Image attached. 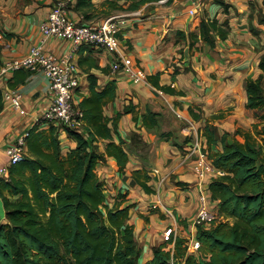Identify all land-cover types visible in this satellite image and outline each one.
<instances>
[{"label": "crops", "instance_id": "0c3cea01", "mask_svg": "<svg viewBox=\"0 0 264 264\" xmlns=\"http://www.w3.org/2000/svg\"><path fill=\"white\" fill-rule=\"evenodd\" d=\"M61 1L65 0H0L1 66L24 58L31 47L42 44L39 26ZM110 1L113 0L86 3L75 0L68 2L66 9L69 17L80 25H98L109 16H121L120 51L145 71L146 78L136 83L122 72L113 73L111 64L116 54L82 46L76 55L81 86L76 102L79 106L89 95L91 74L97 77L99 87L112 82L117 87V97L104 108V115L115 118L121 113L118 132L129 161L122 173L116 161L106 156L105 161L97 164L96 173L106 185L110 205L119 193L127 194L128 203L135 205L128 222L134 226L136 240L143 249V261L152 257L154 247L168 240L169 228L173 229L174 238L195 240L194 223L200 207L196 172L199 157L189 155V151L196 138L207 147L202 136L206 123L214 125L220 135L228 133V141L232 142L238 126H250L255 120L254 111L247 109L246 81L257 79L262 73L259 63L264 56V26L259 25L256 12L263 10L264 0H172L149 3L136 11L126 10L128 3L124 0L117 2L123 9L110 7ZM199 5L198 13L190 14ZM204 18L220 23L228 21L231 29L228 38L221 40L214 35V46L202 41L200 23ZM251 27L259 31L258 36L252 34ZM177 31L185 38L177 35ZM190 34L198 36L192 46ZM44 49L63 56L74 47L69 41L49 39ZM156 75L160 85L170 86L181 94H168L155 87L148 78ZM12 78L13 74L7 81L0 78L2 92L11 89L8 81ZM21 78L22 73L15 76L17 81ZM15 87L13 90L22 95V107L27 114L21 116L4 102L0 113V169L8 164V146L20 132L42 118L54 98L49 81L41 72H28L25 81ZM126 108L132 112L126 113ZM147 111L159 115L156 128L144 126ZM51 126L59 130L63 155L76 148V141L64 129L44 122L39 129ZM114 141L119 143V138ZM96 145L104 153L105 142ZM208 162L211 169L206 173L204 196L218 216V202L211 199L208 186L222 172L212 165L209 157ZM136 170L151 177L148 185L154 193L147 194L133 180L132 172ZM0 215L4 216L1 200Z\"/></svg>", "mask_w": 264, "mask_h": 264}, {"label": "trees", "instance_id": "16d2710c", "mask_svg": "<svg viewBox=\"0 0 264 264\" xmlns=\"http://www.w3.org/2000/svg\"><path fill=\"white\" fill-rule=\"evenodd\" d=\"M118 1L123 0L110 1V7L123 9ZM124 1L126 10L136 11L161 0ZM259 14V25L264 26V1ZM230 31L228 21L204 18L200 23V38L211 46L214 35L226 40ZM251 32L259 34L254 27ZM176 34L185 38L181 31ZM189 39L192 46L198 36L190 34ZM259 69V78L246 81L247 109L253 110L258 120L254 132L237 129L229 142L230 135H220L209 122L203 128L205 151L222 175L209 183L211 199L218 202V216L196 226L195 240L200 243L196 252L188 250V240L171 236L153 248L152 257L141 261L143 249L128 222L135 205L122 193L110 205L106 185L96 173L97 164L106 156L116 161L122 173L129 161L118 132L121 113L115 118L104 115V108L117 97V87L112 82L101 88L91 74L89 95L79 104L83 131L64 128L76 141V148L63 155L58 128L40 130V120L30 129L24 158L9 167L6 177H0L4 208V217L0 215V264H264V56ZM18 73H22L20 81L15 80ZM27 76L26 70L15 71L9 87L16 88ZM148 79L162 92L181 94L160 85L158 75ZM3 109L0 90V113ZM125 112L132 110L126 108ZM158 118L157 113L147 111L143 124L156 128ZM98 142H105L104 153L95 146ZM132 178L147 194L154 193L146 172L133 171ZM207 204L214 213L208 200Z\"/></svg>", "mask_w": 264, "mask_h": 264}, {"label": "built area", "instance_id": "2783aa9c", "mask_svg": "<svg viewBox=\"0 0 264 264\" xmlns=\"http://www.w3.org/2000/svg\"><path fill=\"white\" fill-rule=\"evenodd\" d=\"M74 1H61L52 7L48 17L39 26L42 44L31 47L24 58L14 59L3 64L0 67V78L7 81L9 76L17 70L43 73L49 81V90L54 98L51 105L44 111L40 120L62 129L68 128L82 132L84 127L82 120L83 113L76 102L77 90L80 86L76 55L80 47H98L116 54L111 64L112 72H122L136 83L144 80L146 75L145 71L131 57L123 55L120 51L118 35L121 31L120 23L122 17L114 15L105 18L98 25H80L70 18L67 13L66 5L68 2ZM165 1L161 0L160 2ZM200 7L201 5L196 7L195 10H191L190 14H197ZM49 39L69 41L72 43L74 50L63 56L47 53L44 45ZM160 93L162 92L160 91ZM3 101L9 103L21 116H26L27 113L22 107V95L16 90H5L3 92ZM33 126L20 132L14 142L8 146L6 152L8 164L0 169V175L2 177H6L9 167L20 162L26 155L27 138ZM196 154L199 157L196 172L200 191V207L194 227L200 224L210 223L217 219V215L209 210L207 200L204 196L206 173L211 169V166L208 162V154L198 138L194 140L189 151V155ZM171 234L174 235L172 228L166 230L168 237ZM199 247L200 243L192 240L189 242L188 250L190 252H196Z\"/></svg>", "mask_w": 264, "mask_h": 264}, {"label": "rangeland", "instance_id": "374dc122", "mask_svg": "<svg viewBox=\"0 0 264 264\" xmlns=\"http://www.w3.org/2000/svg\"><path fill=\"white\" fill-rule=\"evenodd\" d=\"M256 15H257V18H258V17L260 16L259 12H256ZM76 59H77V58H76ZM77 61H78V60H77ZM80 88H81V86H79V88H78L77 91H79ZM261 113H262V112H259V114H261ZM253 116H254V119H255V120H254V122H253L252 124H250V126H245V127H244V126H242V127H241V126H238L237 129H241V130L244 131V132H252V133H253V132H254V125H255V124H258V120L256 119V115H255V113H254ZM237 129H236V130H237ZM259 129H260V127H259ZM2 217H4V216H2ZM172 235H173V234H171L170 236H172ZM170 236H169V237H170Z\"/></svg>", "mask_w": 264, "mask_h": 264}]
</instances>
